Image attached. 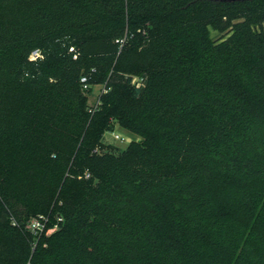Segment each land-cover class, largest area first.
I'll return each instance as SVG.
<instances>
[{"label":"trees","instance_id":"16d2710c","mask_svg":"<svg viewBox=\"0 0 264 264\" xmlns=\"http://www.w3.org/2000/svg\"><path fill=\"white\" fill-rule=\"evenodd\" d=\"M263 23L264 0H0V264H264Z\"/></svg>","mask_w":264,"mask_h":264},{"label":"rangeland","instance_id":"374dc122","mask_svg":"<svg viewBox=\"0 0 264 264\" xmlns=\"http://www.w3.org/2000/svg\"><path fill=\"white\" fill-rule=\"evenodd\" d=\"M257 29L264 32V23L260 26H257ZM212 35L213 37L217 38L220 36V33L216 31H212ZM100 88H101L100 86H95L93 93L90 95L91 104L96 103L98 99V94L100 93ZM113 133H117L122 136H125L127 141L115 139ZM103 139L106 145H112L114 146L115 151H121L125 149L128 146V144H130V142L136 139V136L122 129L117 123H114V130L105 132Z\"/></svg>","mask_w":264,"mask_h":264},{"label":"built area","instance_id":"2783aa9c","mask_svg":"<svg viewBox=\"0 0 264 264\" xmlns=\"http://www.w3.org/2000/svg\"><path fill=\"white\" fill-rule=\"evenodd\" d=\"M71 51H74V48L72 47L71 48ZM77 55H75L76 57ZM43 54L40 50H35L32 52L31 56H30V60H37L39 58H43ZM83 81H86V78H83ZM135 81L139 82L138 79H136ZM85 88H88L87 86H85ZM115 139H118V140H122V141H127L125 136H122L120 134H117V133H113ZM89 176V175H87ZM50 221V218L49 216L47 215H40V216H37V217H34L30 220V222L28 223L27 225V229L32 233L34 234L35 236H38L40 234H42L43 232L46 231L47 229V223ZM56 229V227H53V228H49L47 230V234H49V231L50 233L53 232L54 230ZM26 264H31V262H27Z\"/></svg>","mask_w":264,"mask_h":264},{"label":"water","instance_id":"95a60500","mask_svg":"<svg viewBox=\"0 0 264 264\" xmlns=\"http://www.w3.org/2000/svg\"><path fill=\"white\" fill-rule=\"evenodd\" d=\"M223 2H234V1H247V0H218Z\"/></svg>","mask_w":264,"mask_h":264}]
</instances>
